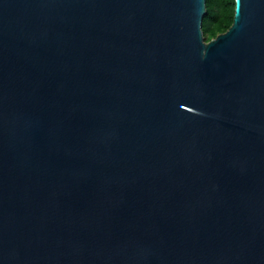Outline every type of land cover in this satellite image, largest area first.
<instances>
[{"label": "water", "instance_id": "water-1", "mask_svg": "<svg viewBox=\"0 0 264 264\" xmlns=\"http://www.w3.org/2000/svg\"><path fill=\"white\" fill-rule=\"evenodd\" d=\"M0 0V264H264V0Z\"/></svg>", "mask_w": 264, "mask_h": 264}, {"label": "trees", "instance_id": "trees-1", "mask_svg": "<svg viewBox=\"0 0 264 264\" xmlns=\"http://www.w3.org/2000/svg\"><path fill=\"white\" fill-rule=\"evenodd\" d=\"M234 5V0H206V13L202 20V31L206 40L230 26Z\"/></svg>", "mask_w": 264, "mask_h": 264}]
</instances>
